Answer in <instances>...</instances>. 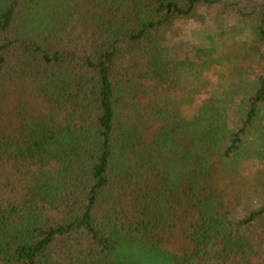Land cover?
I'll list each match as a JSON object with an SVG mask.
<instances>
[{
    "label": "trees",
    "instance_id": "16d2710c",
    "mask_svg": "<svg viewBox=\"0 0 264 264\" xmlns=\"http://www.w3.org/2000/svg\"><path fill=\"white\" fill-rule=\"evenodd\" d=\"M0 264H264V0H0Z\"/></svg>",
    "mask_w": 264,
    "mask_h": 264
},
{
    "label": "rangeland",
    "instance_id": "374dc122",
    "mask_svg": "<svg viewBox=\"0 0 264 264\" xmlns=\"http://www.w3.org/2000/svg\"><path fill=\"white\" fill-rule=\"evenodd\" d=\"M216 9L215 7L213 8V13ZM209 20L210 17L207 18L208 23ZM206 29V26L204 27L202 23L197 20L178 23L176 26L177 37L174 40L169 38L168 41L163 44L165 47V57L170 59L180 57L184 50L188 49L190 45L201 41ZM260 73L261 67L258 68L256 74L259 75ZM210 79L212 82L216 83L220 77L217 73H213L210 75ZM257 168L256 165H249L244 172L245 179L229 186V189L234 192H232V195L230 191L227 192V195L231 197L226 204V212L233 215L236 219H238L240 215H243L248 209L260 203V197L254 190L255 182L252 176L255 174Z\"/></svg>",
    "mask_w": 264,
    "mask_h": 264
}]
</instances>
